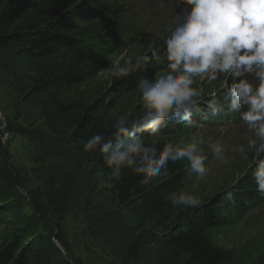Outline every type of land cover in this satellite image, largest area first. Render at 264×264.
<instances>
[{"label":"trees","instance_id":"trees-1","mask_svg":"<svg viewBox=\"0 0 264 264\" xmlns=\"http://www.w3.org/2000/svg\"><path fill=\"white\" fill-rule=\"evenodd\" d=\"M81 1L0 0V51H11L15 61L14 66L6 63L3 68L7 87L20 102L17 120H33L28 136L47 148L36 173L41 188L55 191L60 184L75 186L82 181V213L90 226L112 241L122 264H264V240L249 257L214 239L216 232L232 225L230 216L244 218L264 208L257 185L235 193L225 182H218L211 191L200 192L201 182L186 157L169 160L160 175L145 185V174L134 171L143 166L142 154L133 157L134 166L121 167L117 180L112 176L115 168L107 167L99 148L84 151L83 144L97 133L115 147V126L121 118L130 133L155 150L156 157L168 144L174 149L188 144L187 124H180L183 119L176 114L162 121L155 133L143 130L142 119L135 117L133 96L140 91V82L157 74L151 58L141 60L139 68L117 77L110 86L86 91L114 58L99 54L94 43L107 32L104 18L111 16L113 27L114 18L131 9V1L123 8L116 4L118 0H84L90 3L87 9ZM215 117L220 116L207 118ZM189 118L201 122L192 114ZM130 139L121 137L119 142ZM4 165L0 163V200L8 197L2 187L15 186L21 177L20 171ZM109 182L114 186L109 187ZM182 192L198 197L200 206L174 207L171 198ZM11 211L0 202V225ZM40 224L35 217L12 224L0 236V264H68L55 246L34 237Z\"/></svg>","mask_w":264,"mask_h":264},{"label":"rangeland","instance_id":"rangeland-1","mask_svg":"<svg viewBox=\"0 0 264 264\" xmlns=\"http://www.w3.org/2000/svg\"><path fill=\"white\" fill-rule=\"evenodd\" d=\"M130 1L131 9L126 8L127 13L121 18L115 17L113 27L109 24L113 18H104L107 32L97 37L94 43L99 54H113L114 58L86 91L89 88L95 91L96 88L110 86L118 77L115 74L116 65L127 67L129 72L137 67V60L143 56L152 55L151 65L156 69V76L169 71L164 41L181 22L183 7L178 0H118L116 4L123 7ZM89 4L81 1L84 9ZM6 63L15 65L13 53L9 50L0 51V163L4 165L6 162L14 170L20 171L21 177L15 181V186L7 184L2 187L8 190V197L0 200L2 208L10 207L12 211L0 225V236L16 221L35 217L41 224L34 229V237L39 243L55 246L68 264H122L119 251L110 243L112 241L101 236V231H97L96 227L90 226L82 213L79 200L84 190L80 187L82 181L75 186L60 184L55 191L41 188L40 177L36 173L47 148L29 138L27 131L33 128V120H17L21 112L20 102L5 82L3 67ZM209 76V73L203 74V78L194 76L191 85L199 95L193 97L195 103L190 106V116H197L201 122L185 118L184 110L176 116L183 119L180 124H187L186 143H195L196 154L205 157L207 172L202 179H198L201 182L200 192H209L217 186L216 183L222 185L225 182L230 192L244 193L252 184L256 185L252 173L258 160H264V153L250 147L249 141L256 140L257 147L261 141L255 130L250 129L240 118V111L246 108L240 111L230 108L228 90L238 80L223 73H217L216 79H210ZM242 78L254 87L259 84L254 73ZM141 95L139 91L133 96L135 117L139 119L147 115L148 111L143 107ZM172 114L175 113H170L165 119L171 118ZM209 115L220 117L208 120ZM217 148L219 152L215 151ZM240 148L244 149L243 153L239 151ZM225 160L228 162L225 163ZM4 166L6 168V164ZM76 185L78 188L75 190ZM229 220L231 226L214 234L216 243L233 249L241 256H254L264 240V208L244 218L230 216Z\"/></svg>","mask_w":264,"mask_h":264},{"label":"clouds","instance_id":"clouds-1","mask_svg":"<svg viewBox=\"0 0 264 264\" xmlns=\"http://www.w3.org/2000/svg\"><path fill=\"white\" fill-rule=\"evenodd\" d=\"M178 2L183 7L181 22L164 41L169 71L156 76L154 80L143 79L139 84L143 107L148 109L141 121L143 130L150 129L155 133L170 113L178 115L182 109L185 118L189 117L190 106L195 103L193 97L199 95L191 87L193 77L203 78V74L209 73L210 79H216L217 73H223L238 80L228 90L231 110L246 108L240 111V118L255 130L261 141L257 147V141L250 140L249 146L264 153V0ZM150 58L140 57L137 67H140L141 60L147 62ZM252 73L259 81L255 87L242 78ZM115 74L125 76L128 69L116 65ZM115 127L118 140L115 147L106 143L105 137L99 133L90 136L83 144L85 152L99 148L107 167L116 170L112 173L114 179L120 178L121 167L134 166L136 161L133 157L141 154L143 166L134 167V171L145 174L146 178L142 181L145 185L160 175L169 160L177 161L185 157L197 178L205 176V157L196 154L195 143L175 149L168 144L156 157L154 149L146 148L140 137L129 132L124 118L119 119ZM127 136L131 137L128 143L119 142L121 137ZM215 151L219 152L220 149ZM239 151L243 153L244 149L240 148ZM252 175L257 191L264 195V160H258ZM108 186L114 185L109 182ZM171 201L174 207H199L201 204L198 197L184 192L179 196L174 195Z\"/></svg>","mask_w":264,"mask_h":264},{"label":"water","instance_id":"water-1","mask_svg":"<svg viewBox=\"0 0 264 264\" xmlns=\"http://www.w3.org/2000/svg\"><path fill=\"white\" fill-rule=\"evenodd\" d=\"M182 110H183V109H182ZM182 110H181V111H182Z\"/></svg>","mask_w":264,"mask_h":264}]
</instances>
